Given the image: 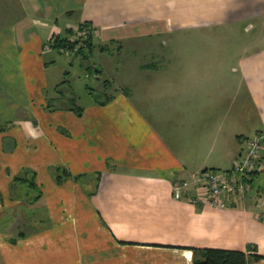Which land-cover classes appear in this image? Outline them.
Wrapping results in <instances>:
<instances>
[{
    "label": "crops",
    "instance_id": "1",
    "mask_svg": "<svg viewBox=\"0 0 264 264\" xmlns=\"http://www.w3.org/2000/svg\"><path fill=\"white\" fill-rule=\"evenodd\" d=\"M82 22V58L50 45ZM96 55L138 80L103 78L113 91L82 115L48 104L76 61L101 79ZM259 134L264 157V0H0V264H195L206 248L264 264V171L227 206L173 193Z\"/></svg>",
    "mask_w": 264,
    "mask_h": 264
},
{
    "label": "built area",
    "instance_id": "2",
    "mask_svg": "<svg viewBox=\"0 0 264 264\" xmlns=\"http://www.w3.org/2000/svg\"><path fill=\"white\" fill-rule=\"evenodd\" d=\"M90 33L92 30L89 27H78L76 35L70 38L71 45L62 46L61 50L82 55L81 52L88 48ZM55 43L53 37L50 45L56 47ZM261 139V134L250 139L231 169L207 168L194 173L191 178L176 181L174 197L179 199L186 195L212 206H227V198H242L252 189L251 174L264 171V157L260 154ZM259 201L264 204V190L260 191Z\"/></svg>",
    "mask_w": 264,
    "mask_h": 264
},
{
    "label": "rangeland",
    "instance_id": "3",
    "mask_svg": "<svg viewBox=\"0 0 264 264\" xmlns=\"http://www.w3.org/2000/svg\"><path fill=\"white\" fill-rule=\"evenodd\" d=\"M76 32H77V29L76 28H71L70 31H68V36L72 37V36H75L76 35ZM220 36L222 37H226V38H230V42H232V37L233 35H236V36H243L241 34H233V33H229V32H223V33H220L219 34ZM244 37H246V35H244ZM92 43V41H91ZM227 43V42H226ZM231 44V43H230ZM227 45V49H228V43L227 44H223L222 46H225ZM59 50H61V47L58 48ZM63 51V50H61ZM89 51V48H86L85 52H88ZM64 52V51H63ZM68 53L70 56H77V57H80L82 58L81 55H74L71 51L69 52H66ZM125 51L122 53V56L123 57H126V56H130L129 54L128 55H125ZM117 56V55H116ZM146 59V56L144 54L140 55V54H136V64L139 63V62H142ZM85 60L89 63H86L82 66H80V64L78 63V61L75 62L74 66H72L70 69H71V74L69 75V79H70V83L72 84V87H73V93L74 95L77 97V104L78 105H86L87 103H89V101L94 97H96V99L98 100H105V99H108V95L109 93H111L114 89V86H113V89L112 90H103V86L102 85V80L103 78H110V79H114V81L116 83H118V81H126L127 83H131L133 81H136L138 80V77L139 75L136 73V76L135 75H131V74H125L124 72H120V74L117 73V69H116V64L118 62H121L122 61V58L119 57V60H117V57H115L114 59H109L107 57H100L99 55H96L95 56V61H98V63H104L105 65H103L104 69H106V73L101 77V79L98 78V73H96V70L94 69V62H92L90 60V56L85 58ZM92 65V68L90 69H87V66L88 65ZM107 64V65H106ZM137 70V69H136ZM137 72V71H136ZM87 73L89 75H87ZM109 73V74H108ZM89 85V88L88 86ZM65 86V85H64ZM69 89L68 87L66 86L65 88H62V91L61 93L65 96V94H67L65 96V99L63 97V100H66L67 101H61V102H47L48 104L52 105L53 107H60L62 105H66V106H70V102H69ZM68 96V97H67ZM30 110V109H29ZM30 113H31V110H30ZM6 125V124H5ZM63 132H65V130L62 128L61 129ZM13 143H14V140H13ZM58 173H61L59 175H62V177L64 176L63 172L62 171H57ZM28 178H31L30 177H27L26 175L23 176V178H15V180L17 181H25V182H28L30 180H28ZM25 189H31V188H28V187H20L16 193L17 194H21V191ZM35 198V197H34Z\"/></svg>",
    "mask_w": 264,
    "mask_h": 264
},
{
    "label": "trees",
    "instance_id": "4",
    "mask_svg": "<svg viewBox=\"0 0 264 264\" xmlns=\"http://www.w3.org/2000/svg\"><path fill=\"white\" fill-rule=\"evenodd\" d=\"M82 27H89L92 30V27L90 25L89 22H82L79 25V28ZM92 37H93V31L92 33H90V38H89V44H88V48H91V41H92ZM55 45L56 47H62L65 45H71L70 43V38L68 37H60V36H55ZM82 55H85V50H83ZM92 68V65H88L87 69ZM68 74V72L66 73V75ZM68 82V80H64L62 82V84H66ZM69 87H71L70 85H67ZM89 88V85H87ZM70 96H69V102H70V108L77 114V115H82L84 108L80 105H78L76 103L77 101V97L74 95L72 88H70ZM100 103H105L107 101V99L105 100H99ZM28 171H26L25 173H27ZM64 177V176H63ZM62 175L57 176V179L59 181L64 180L65 178H63ZM20 178V177H17ZM28 180H30L32 185H36L35 183V177L34 174L31 176V178H28ZM41 194H38V196ZM37 196V195H36ZM35 196V197H36ZM250 250L251 249H255L254 247L250 246L249 247ZM257 257H259V255H257ZM249 261V254L247 251L244 250H232V249H219V248H206L203 250H198L195 249V257H194V262L195 264H248Z\"/></svg>",
    "mask_w": 264,
    "mask_h": 264
}]
</instances>
